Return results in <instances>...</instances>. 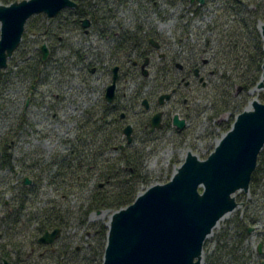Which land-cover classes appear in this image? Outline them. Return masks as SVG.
Masks as SVG:
<instances>
[{
    "label": "rangeland",
    "instance_id": "374dc122",
    "mask_svg": "<svg viewBox=\"0 0 264 264\" xmlns=\"http://www.w3.org/2000/svg\"><path fill=\"white\" fill-rule=\"evenodd\" d=\"M260 2L257 0V4ZM221 4L218 0H204L203 4L197 1L191 4L190 0H92L86 8L95 12L98 22L88 30L75 29L67 23L72 20L73 13L52 20L44 14L33 17L36 29H31L29 24L26 26L19 49L9 59L8 68L3 70L6 84L0 95V139L7 134L13 138L14 170L41 174L50 168L49 162L55 154H64L70 148L68 140L76 137L81 122L86 125L100 118L105 87L116 64H123L117 93L120 111L116 117L122 113L126 115L121 121L123 129L128 124L135 126L133 151L138 150L145 158L143 173L148 183L141 186L139 194L152 186L168 183L189 152L206 160L242 110L250 108L254 100L264 103V92L251 94L256 87L247 92L239 74L217 71L211 63L213 50L201 52L209 37L215 39L207 32V26L215 19ZM263 23V20L258 22V29ZM150 36L160 42L161 51L153 50L148 42ZM129 37L145 43L142 45L139 41L142 46L133 48V43L126 41ZM43 45L49 56L39 65ZM142 51L146 57L151 56L149 76L138 72L134 78L130 77L132 63ZM160 54H165L166 60H161ZM204 59L210 61L208 71L214 72L206 86L193 78L190 88L182 87L181 95L159 105L158 98L166 92L167 84L189 75L188 70L179 72L175 65L200 63ZM34 65L39 70L36 79L30 80L18 73L22 67ZM168 65L169 71H164L163 75ZM144 99L150 101L149 110L142 104ZM183 99L188 100L187 103ZM158 112L163 113V127L148 135L149 128L145 125H149ZM176 115L186 123L183 130L173 125ZM111 155L117 156L118 151H111ZM257 168H261L263 175L249 192L240 191L234 195L239 206L219 222L205 242L201 264H264V148ZM12 171L0 165V194L13 200L25 186L24 177H30L33 184L29 187H33L34 192L27 198L23 226L2 222L5 217L2 210L0 236L5 239L0 240V245L8 243L6 236L9 234H18V240H13L26 246L22 253L42 254L37 263L52 264L50 255L47 257L30 246L34 227L29 220L36 211L54 202L56 193L46 181L37 183L31 174L27 177L22 173L16 177ZM93 186L94 181L90 188ZM73 202L79 205L83 200L75 198ZM98 212L91 213L88 221L108 227L114 211ZM250 228L253 231L246 233ZM90 232L81 216L76 215L71 227L62 232L59 245H67L70 250L77 248L80 261H86ZM224 236L227 239H223ZM8 248L16 253L10 244ZM230 249L237 250L238 257L228 256ZM68 256L73 257L70 253Z\"/></svg>",
    "mask_w": 264,
    "mask_h": 264
},
{
    "label": "trees",
    "instance_id": "16d2710c",
    "mask_svg": "<svg viewBox=\"0 0 264 264\" xmlns=\"http://www.w3.org/2000/svg\"><path fill=\"white\" fill-rule=\"evenodd\" d=\"M20 1L23 0H0V4L11 5ZM74 1L79 5L77 9L65 10L57 17L73 13L72 20L67 23L79 30L82 29V21L85 18H91L92 24L98 22L95 12H90L86 8L87 3L92 0ZM218 1L222 3L221 8L216 11L215 19L207 26V32L213 34L215 39L209 37L201 52L213 50L211 63L217 71L239 74L244 80L242 82L245 90L249 92L257 86L262 76L264 42L258 29V22L264 21V0L258 4L257 0ZM197 3L200 4V1ZM250 6H253L251 10ZM99 19L102 21L101 17ZM28 24L31 29H36L32 19ZM133 43L137 44L138 41L133 38ZM23 61L27 64L25 58ZM42 61L43 58L39 59L37 64L41 65ZM18 73L34 80L39 70L37 65L24 66ZM5 84V73L2 70L0 95ZM173 85L175 83L167 84L165 90L169 91ZM33 88L31 85L30 89ZM233 123L234 121L227 127V132L231 130ZM147 132L148 135L153 134L150 129ZM9 137L7 134L0 139L2 153L0 165L4 169H12V174L16 177H20L22 173L27 177L31 174L37 183L46 181L56 193V200L36 211L32 220H29L34 227L30 234V246L47 257L50 255L53 259L52 264H103L109 229L105 224H91L88 221L89 215L102 210L116 212L130 206L138 197L141 186L148 183L143 173L144 155L138 150L133 151V143L129 145L126 139L123 140V127L119 118L103 110L98 120L89 121L86 125L81 122L76 137L68 140L70 148L64 154H55L49 162L50 168L41 174L14 170L13 138ZM113 150L118 151L117 156L111 155ZM260 162L262 165V159ZM262 175L261 168H256L250 187L255 185ZM93 181L94 186L91 189ZM33 190V187L23 186L13 200H7L5 195L0 194V207L5 211V217L3 221L0 219V222L15 227L23 226L25 222H22V217L28 209L27 198L32 195ZM75 198H82L83 202L78 205L73 202ZM76 215L81 216L84 225L89 232L91 231L88 236L91 239L87 248L88 257L84 259L86 261H80V251L77 248L70 250L67 245H59L61 236L53 245L39 243L40 237L46 231L68 230ZM245 231L249 232L248 229ZM225 236L223 239H227ZM18 237V234L14 233L6 236L8 243L0 245V264H4L5 260L9 264H39L37 261L42 254L32 256L30 253L26 255L22 253L26 246L14 242ZM3 238L5 239L4 236H0V240ZM14 238L16 240H13ZM9 244L16 253L8 248ZM69 253L73 257L68 256ZM238 255V251L233 249H230L228 254L235 257Z\"/></svg>",
    "mask_w": 264,
    "mask_h": 264
},
{
    "label": "water",
    "instance_id": "95a60500",
    "mask_svg": "<svg viewBox=\"0 0 264 264\" xmlns=\"http://www.w3.org/2000/svg\"><path fill=\"white\" fill-rule=\"evenodd\" d=\"M198 1L204 3V0ZM76 8L78 4L73 0L0 4V71L8 68L9 59L19 49L33 17L44 14L53 19L63 10ZM89 26L90 22L85 20L83 28ZM259 30L264 42V23ZM41 52L46 61L49 56L46 45ZM117 78L115 73L113 84L107 89L108 102L114 100ZM256 89L264 92V57ZM171 97L172 94L161 96L160 104ZM144 105L149 107L147 101ZM161 117L162 114L153 117L151 132L162 128ZM174 126L183 130L186 123L176 115ZM123 135L129 145L133 143L131 125L124 128ZM263 148L264 103L254 100L206 160L189 152L168 183L150 187L133 204L114 212L108 223L103 264H201L205 242L219 222L239 206L234 195L249 192ZM30 184L31 180L26 178L24 185ZM61 234L60 229L46 231L39 243L53 245ZM261 248L260 245L259 253ZM4 264L9 262L5 260Z\"/></svg>",
    "mask_w": 264,
    "mask_h": 264
},
{
    "label": "flooded vegetation",
    "instance_id": "af4514ba",
    "mask_svg": "<svg viewBox=\"0 0 264 264\" xmlns=\"http://www.w3.org/2000/svg\"><path fill=\"white\" fill-rule=\"evenodd\" d=\"M195 1H198V0H195ZM78 7H79V5H78ZM66 10H74V9H66ZM63 11H65V10H63ZM55 18H53V19H55ZM85 20H88L90 22V26L88 28H83V22ZM91 26H92V21L90 20V18H85L82 21V28L83 29L88 30V29L91 28ZM133 38L134 37H129L128 39H126V41H131L133 43ZM134 39H136L138 41V43L137 44L133 43V45H134L133 48L138 49L139 47H141L143 45V43H145L142 40H138V38H134ZM144 39H146V37H144L143 40ZM139 41L142 43V45H139ZM148 42L152 46L153 50L158 51V52L162 50V46H161L160 42H158L156 40V38L150 36V37H148ZM146 55L147 54L144 51H142L140 53L138 59H136V60L133 61V63H132V70L128 74L130 77L133 76V78H134L135 76H137L138 72H141L144 77H148L149 76L148 67L150 66L151 56L150 57H148V56L146 57ZM159 56H160V59L161 60H166V58H167V56L165 54H160ZM142 57H144V59H142ZM140 63H142V64H140ZM209 66H210V61L208 59H204L202 61L200 60V63L198 61H194V62L192 61L190 63H187V65H183V64L177 63L175 65V69H177L179 72H185L186 70H188L189 75L185 74L182 77H180L179 79L175 80V82H172V83H175V85H173L172 88L169 91H166L165 93H163V94H161L159 96V98H158V104L161 105V106H163L166 103L170 102L175 96L181 95L180 94L181 88L182 87H184V88H190L192 86V84H193V81H192L193 78L195 80H197L201 85L206 86L207 82L210 81V78L214 75V72L213 71H208V67ZM122 67H123V64H120V65H117L116 64L112 68V78H111L110 81H107L108 84L105 87V91H104L103 98H102L103 99V102H104V109L103 110H107L108 111V114L109 113L110 114H113V116H117L118 112L120 111V109L117 107V103H118V95H117V93H118V89H119V80H120V76H121V68ZM96 71L97 70L94 68L93 69V73H95ZM164 71H169V65H168V68H166L165 70L163 69V71H162V74L163 75H164ZM115 73L117 74V77H118L117 78V83H116L115 97H114V100L112 102H108L107 101V98H106L107 89H108L109 86H111L113 84ZM166 94H172L171 99L169 101H166L164 104H160V101H159L160 100V97L163 96V95H166ZM183 100H184V103H187V101H188L186 99H183ZM144 101H147L148 102V104H149V107L148 108H146V106L144 105ZM142 104H143V106L145 107L146 110H149L150 109L151 104H150V101L148 99H144L143 102H142ZM157 114H162V117H161V124H162V121H163V113L162 112H158ZM157 114H155V115H157ZM153 117H152V119H153ZM118 118H119L120 121H124L126 119V115L124 113H122L120 117L118 116ZM152 119H151V122L149 123V125H145V128L146 129L149 128L150 129V132H151ZM128 125H130V124H128ZM128 125H126V126H128ZM173 125H174V119H173ZM132 127H133V140H134L135 126H132ZM161 129H159L157 131H160ZM157 131H155V132H157ZM155 132H151V133H155ZM32 184L33 183L31 181L30 186ZM2 210H3V208L0 207V219L2 218ZM252 231H253V228H250L249 229V232L251 233ZM260 245L263 247V242H261ZM261 250H262V248H261ZM258 253H259V248H258ZM259 254L261 255L262 254V251ZM4 263H5V261H4Z\"/></svg>",
    "mask_w": 264,
    "mask_h": 264
},
{
    "label": "bare ground",
    "instance_id": "6f19581e",
    "mask_svg": "<svg viewBox=\"0 0 264 264\" xmlns=\"http://www.w3.org/2000/svg\"><path fill=\"white\" fill-rule=\"evenodd\" d=\"M259 92H260L259 90H257V89H254V90H252V91H251V94H253V95H254V94H256V93H259Z\"/></svg>",
    "mask_w": 264,
    "mask_h": 264
}]
</instances>
